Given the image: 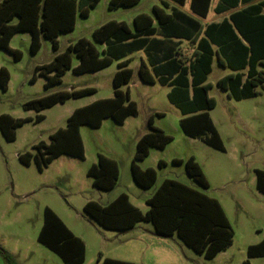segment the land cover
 Listing matches in <instances>:
<instances>
[{
	"label": "rangeland",
	"instance_id": "obj_1",
	"mask_svg": "<svg viewBox=\"0 0 264 264\" xmlns=\"http://www.w3.org/2000/svg\"><path fill=\"white\" fill-rule=\"evenodd\" d=\"M108 4L109 0H100L98 6L91 10L89 18L78 17L75 29L58 37V53L81 38L95 44L92 31L109 18L124 21L132 27L136 15H152L153 6H161V0H142L134 8L117 11H110ZM30 44V38L24 33L17 34L13 39L11 47L22 54L19 61L5 50H0V67H5L10 74L7 90L0 88V115L32 119L16 130L13 142L6 141L0 131V246L15 255L19 264H64L59 256L37 241L46 207L52 209L75 235L82 237L86 245L83 264H100V257L115 256L113 250L126 248L127 235L103 229L90 221L84 213V205L90 200L105 204L110 198L126 193L134 204L145 211L146 199L165 179L176 180L219 200L234 232L232 246L213 260L195 253L177 236L159 239L162 244L170 246L167 257L170 262L178 258L179 264H240L245 260H249L250 264H264V257L247 258V248L264 238V194L256 188L255 173L256 170L264 171V84L256 88V97L236 101L217 86L219 79L230 71L214 65L208 80L211 86L209 95L216 101L211 114L225 148V151H218L183 134L179 123L182 115L168 101V88L140 83V59L136 57L131 65L134 78L129 88L131 98L138 106L137 116L130 117L123 125L107 118L98 129L82 126L80 134L84 159L62 156L40 172L34 161L30 166L22 164L19 155L35 153L33 146L40 142L48 144L50 135L66 127L75 109L112 97V74L116 65L82 75L68 70L60 84L46 90V80L38 73L35 82L30 80L35 68L52 62L56 52L50 39H41V48L36 54L30 52ZM77 64L78 60L73 57V65ZM135 82L136 85L133 84ZM88 87L95 88L96 92L43 110L40 112L44 115L41 122H35L39 113L23 107L26 102L50 93ZM154 109L164 116L159 117ZM151 114L154 115L155 127L165 130L173 141L163 150L151 149L149 156L138 165L157 172L155 186L143 189L133 180L131 162L137 137L149 132ZM98 154L116 160L119 165V179L109 192L94 188L93 179L87 175L88 169L97 163ZM190 156L196 157L208 182L207 188L189 177L183 164L174 165L172 162L173 159L185 161ZM160 160L166 163L162 168L158 166ZM140 225L150 226L144 222ZM161 253L159 251L151 257L139 254L135 263L162 264ZM0 264H6L1 255Z\"/></svg>",
	"mask_w": 264,
	"mask_h": 264
},
{
	"label": "trees",
	"instance_id": "obj_2",
	"mask_svg": "<svg viewBox=\"0 0 264 264\" xmlns=\"http://www.w3.org/2000/svg\"><path fill=\"white\" fill-rule=\"evenodd\" d=\"M140 0H110V9L131 7ZM209 0H206L208 3ZM239 0H222L219 11L236 7ZM99 0H3L0 3V50L13 55L16 61L21 60L19 50L12 49L10 43L17 33L31 35L30 52L36 54L41 48V39H50L56 52L54 60L48 64L37 66L31 82H35L36 74L44 77L46 90L62 82V77L68 70L76 75L97 72L111 65L123 56L117 53L116 43L129 40L132 36L124 23L110 21L93 31L92 37L96 44H106L101 52L95 44L85 38L70 43L66 50L58 53L57 38L75 29L77 17L87 18L90 10L94 9ZM262 7L256 6L231 16V22L224 21L219 25H211L205 30L206 38L199 42V51L194 53L192 65L193 96L189 97L187 79L188 69H181L171 84L173 91L169 99L185 116L180 121V127L185 136L200 138L206 145L218 151H225L221 137L208 113L216 107L214 98L208 96L209 84H205L211 73L214 52L211 45L217 46L220 61L237 74L222 78L218 86L226 90L230 97L237 101L251 99L258 95L256 88L264 84V15ZM154 14L160 23H166L169 16L162 9L155 7ZM138 31L151 27L152 19L140 15L134 20ZM200 46L201 48L200 51ZM76 57L78 65L72 68V59ZM128 64H120L119 70L113 76L114 96L109 99L95 101L76 109L68 118L65 128L58 129L50 135L48 144L40 142L34 149L35 153L26 152L19 155L22 164L29 166L35 162L42 172L49 164L62 155L84 159V145L80 134L82 126L98 129L102 121L112 118L122 125L127 118L136 116L138 108L131 101L129 92L122 90L133 78V70ZM248 68L246 80L240 71ZM239 72V73H238ZM139 77L144 83L155 82L154 76L145 68L139 69ZM169 78L159 80L166 84ZM10 74L5 67H0V88L6 91ZM180 91H184L180 93ZM96 92L95 88L72 89L50 93L24 104L25 110L39 113L35 122H41L43 110L57 104H63L70 99H78ZM180 94H184L181 98ZM30 118L15 119L8 114L0 115V131L8 142L16 140V130ZM149 132L136 143L135 154L131 164V174L134 182L143 189H150L157 182L154 169L142 170L138 162L145 160L151 149L163 150L173 141V137L154 126L152 117L148 120ZM174 165L183 164L186 173L201 187L207 188L208 182L201 167L194 157L185 161L174 159ZM165 165L159 161L158 166ZM256 188L264 194V171L256 170ZM93 179V187L104 192L111 191L119 179L117 162L102 154H98L97 163L87 172ZM149 210L144 214L131 204L125 193L119 195L108 205L96 201H88L84 213L90 221L103 229L125 233L138 223L145 222L153 225L155 234L161 237L174 235L195 253L207 260H213L220 252L226 251L233 244L234 232L229 224L220 203L204 193L197 191L176 180H164L147 200ZM37 241L55 253L64 264H83L85 262V244L75 236L57 216L46 207L44 221ZM0 255L6 264H19L17 257L0 246ZM264 257V239L247 248V258ZM101 264H132L110 258H99ZM242 264H250L249 260Z\"/></svg>",
	"mask_w": 264,
	"mask_h": 264
},
{
	"label": "crops",
	"instance_id": "obj_3",
	"mask_svg": "<svg viewBox=\"0 0 264 264\" xmlns=\"http://www.w3.org/2000/svg\"><path fill=\"white\" fill-rule=\"evenodd\" d=\"M2 1L3 0H0V3ZM141 1L142 0H140L139 3H137L136 5L131 6V7H118V8H114V9H110L109 4H108V9L110 11H117L120 9H131V8L138 6L141 3ZM229 1L231 2L232 0H228V2ZM99 2H100V0H99ZM109 3H110V0H109ZM221 5H222V0H209L208 3H206V0H161V6H158V5L153 6V8H152L153 14L152 15H148L146 13H141V14L136 15L133 18L132 27H130L124 21H117L114 18L107 19L104 22V24H106L110 21H116L118 23H124L129 28V31H130L132 37L129 40L122 41L121 43H116L117 45H116L115 51H117V53L122 54L123 57L121 59L115 60L111 65H109L108 67L101 69L97 72H100V71L105 70L109 67H112L115 64L116 68L112 74V84H113V76L119 70V65L120 64H128L127 67L132 69L131 65H132L133 61L135 60V58L138 57L140 59V65L138 68V76H139V69L141 67H145L155 78L154 83L148 84V83H144L143 81H141V79L139 77L140 83H142L144 85H153V86L154 85H160L161 87L168 88V91H167L168 101L171 103V105L173 107L178 109V111L182 115V117L180 119V121H181L183 118H185V116L182 114L180 109L174 103H172L169 99V94L175 88L171 84H173L174 79L176 78V76H178V73L181 71L182 68L188 69V74H187V79L189 82L188 92H189V97L192 98V96H193V84H192L193 75H192L190 66L192 65V61H193L192 59L194 58V53H197L199 51V42L203 38H206L205 30L211 25H219V24L223 23L224 21L231 22V16L233 14L247 10V9H250V8H254L256 6L262 7L261 14L264 15V0H239L236 7H233V8L224 10V11H219L218 8ZM155 7L161 8L163 14L169 16V20L166 23H160L159 22L158 18L154 14V8ZM90 14H91V10H90L89 16H90ZM140 15H147V16L151 17L152 25L150 28L138 31V29L135 27L134 20L136 17H138ZM89 16L87 18H89ZM87 18H85V19H87ZM104 24H102L101 26H103ZM76 25H77V21H76ZM93 31H92V34H93ZM17 34H19V33H17ZM17 34L12 38L11 43H12L13 39L17 36ZM24 34L28 35V37L31 40V35L29 33L25 32ZM11 43H10V47H11ZM96 47L98 48V50L103 52L106 49L107 45L105 43L104 44H96ZM201 48H203V47L200 46V51H201ZM211 48L214 52V56H213V61L211 64V73L208 75L205 84H209L208 80H209V77L211 76V74L213 73L215 64H217L220 68H222L224 70L230 71V73L228 75H225L224 77L237 74L236 71H232L227 66H225L223 63H221L220 56L217 53V46L211 45ZM12 49H14V48H12ZM15 50H17V49H15ZM78 63H79V61H78ZM76 66L73 65V59H72V68H74ZM97 72H93V73H97ZM247 72H248V68L240 71V73L243 75V81L246 80ZM161 77L169 78L166 84H162L160 82L159 79ZM224 77H222V78H224ZM133 78H134V71H133ZM133 78H132V80H133ZM221 79H219V81ZM129 84L124 85L122 87V90H124V91L127 90L129 92V96H130L131 101L135 102L131 98V91L129 88ZM133 84L136 85V82ZM217 86H218V83H217ZM218 88H220V87L218 86ZM210 90H211V86H210V89L208 90V96L209 97H211L209 95ZM221 90L224 91L228 95L229 98L233 99L232 97L229 96V94L226 90H223V89H221ZM183 92L184 91H180V93H183ZM183 95L180 94V97L177 96L176 98H181ZM113 96H114V88H113V92H112V97ZM112 97H109V98H112ZM109 98H105V99H109ZM101 100H103V99H101ZM244 100H246V99H244ZM136 105H137V103H136ZM79 108H81V107H79ZM137 108H138V106H137ZM154 110H155L154 111L155 114H157L159 117L164 116V114L162 112H158V111H156V109H154ZM212 110H214V108L209 110L208 113L210 115V118L213 121V124L216 127L213 116L211 114ZM131 117H134V116H131ZM151 117L153 120V124H155L154 115L151 114L150 118ZM129 118H127V119H129ZM180 121H179V123H180ZM157 128L162 130L160 127H157ZM216 129H217V127H216ZM217 131L221 137L220 131L218 129H217ZM164 132H165V130H164ZM147 133H142L141 135H139V137H137V139L135 141V146H136L137 141L143 135H145ZM191 139L200 140L201 142H203L200 138H191ZM221 140H222V138H221ZM36 145H34V146H36ZM34 146H33V148H34ZM208 147H210V146H208ZM62 156H66V155H62ZM62 156H60V157H62ZM60 157H58V158H60ZM190 157H194L196 160L195 156H190ZM190 157H188V158H190ZM143 161H140L137 164L139 165ZM160 161H162V160H160ZM131 164H132V162H131ZM165 165H166V163H165ZM139 168L142 170H145L144 168H142L140 166H139ZM146 169H148V168H146ZM119 175H120V169H119ZM121 194L122 193H120L119 195H121ZM152 194H151V196H152ZM119 195L110 198L107 201V203L101 204V205H108L109 203L114 201ZM150 197H148L145 201V204H146V210L145 211H143L138 205L134 204L130 197H129V200H130L132 205L137 207L142 213L145 214L149 210V206L147 205V200ZM217 201L220 203L221 207L223 208L221 202L219 200H217ZM223 211L225 213L224 208H223ZM225 215H226V213H225ZM226 217H227V215H226ZM148 224H150V226H141L140 223H138L133 229H131L125 233H119L118 232L119 234H126L127 235L128 238L126 239V241L128 244L126 243L127 246L124 249L113 250V254H115V256H106V258L136 264L135 258L139 254H143L144 256L148 255L151 257L152 255L153 256L157 255L160 251V252H162L161 253L162 261H163V262H161L162 264H179L178 258L177 259L175 258V260L171 261V262L168 260L167 257H169L168 254H170L168 251V250H170V246L168 244H162L163 242H161L159 240V239H171L176 235H174L172 237L158 236L155 234L153 225L151 223H148ZM68 229L75 235V233L70 228H68ZM75 236H77L78 238H80L83 241L82 237H80L78 235H75ZM261 241H259V242H261ZM84 244H85V242H84ZM157 246H161L164 249H160ZM85 248H86V245H85ZM226 251L220 252L215 258H217L221 254L225 253ZM242 263H240V264H242Z\"/></svg>",
	"mask_w": 264,
	"mask_h": 264
}]
</instances>
